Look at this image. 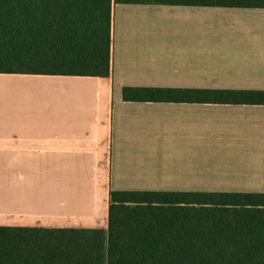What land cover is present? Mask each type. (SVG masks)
Here are the masks:
<instances>
[{
	"label": "crops",
	"instance_id": "0c3cea01",
	"mask_svg": "<svg viewBox=\"0 0 264 264\" xmlns=\"http://www.w3.org/2000/svg\"><path fill=\"white\" fill-rule=\"evenodd\" d=\"M112 38L108 77L0 73V226L107 229L112 191L264 192V105L123 95L264 90V8L114 1Z\"/></svg>",
	"mask_w": 264,
	"mask_h": 264
},
{
	"label": "trees",
	"instance_id": "16d2710c",
	"mask_svg": "<svg viewBox=\"0 0 264 264\" xmlns=\"http://www.w3.org/2000/svg\"><path fill=\"white\" fill-rule=\"evenodd\" d=\"M114 1L264 8V0H0V73L110 76ZM123 95L264 105V90ZM0 264H264V192L112 191L107 229L0 226Z\"/></svg>",
	"mask_w": 264,
	"mask_h": 264
},
{
	"label": "rangeland",
	"instance_id": "374dc122",
	"mask_svg": "<svg viewBox=\"0 0 264 264\" xmlns=\"http://www.w3.org/2000/svg\"><path fill=\"white\" fill-rule=\"evenodd\" d=\"M218 137L213 136L211 133H203L202 136V147L204 154H208L212 152L213 146L217 145L219 142Z\"/></svg>",
	"mask_w": 264,
	"mask_h": 264
}]
</instances>
